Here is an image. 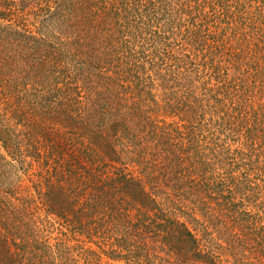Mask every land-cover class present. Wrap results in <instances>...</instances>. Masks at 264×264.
<instances>
[{
  "label": "trees",
  "instance_id": "trees-1",
  "mask_svg": "<svg viewBox=\"0 0 264 264\" xmlns=\"http://www.w3.org/2000/svg\"><path fill=\"white\" fill-rule=\"evenodd\" d=\"M263 93L264 0H0V264H264Z\"/></svg>",
  "mask_w": 264,
  "mask_h": 264
},
{
  "label": "rangeland",
  "instance_id": "rangeland-1",
  "mask_svg": "<svg viewBox=\"0 0 264 264\" xmlns=\"http://www.w3.org/2000/svg\"><path fill=\"white\" fill-rule=\"evenodd\" d=\"M134 46H136V47H139V45H131V47H134ZM149 48L146 46L145 48H143V50H145L147 53L149 52V50H148ZM264 96V93L262 94V97ZM259 99V98H258ZM165 121L166 122H168V123H174V124H176V126L180 129V131H182V133L184 134L185 132H188V130L186 129V127L187 126H189V127H191L190 126V123H188L187 121H180V118L178 117L177 119L176 118H169V119H165ZM185 139V138H184ZM227 225H231V222H229L228 220H227ZM225 247H228L229 246V244H227V245H224ZM112 264H123V263H121V262H114V263H112Z\"/></svg>",
  "mask_w": 264,
  "mask_h": 264
}]
</instances>
